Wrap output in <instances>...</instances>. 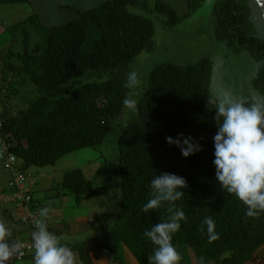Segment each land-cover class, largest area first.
<instances>
[{
  "label": "trees",
  "instance_id": "1",
  "mask_svg": "<svg viewBox=\"0 0 264 264\" xmlns=\"http://www.w3.org/2000/svg\"><path fill=\"white\" fill-rule=\"evenodd\" d=\"M188 1L191 11L200 5V0L197 5ZM161 2L156 9L174 26L177 14ZM138 4L137 0H108L66 24L42 27L37 45L30 47L27 40L21 51H10L8 58L13 59L4 63L0 80V146L8 148L6 156H13L15 162L9 169L6 160L0 159V173L8 177L6 187L0 185V197L18 191L10 186L14 176L26 177L30 180L26 185L32 189L28 173L33 167L54 166L74 152L104 145L128 109L124 99L131 97L137 106L130 109L117 136L122 199L113 215L108 243H97L98 253H109L111 264H126L114 247L122 242L138 264H148L155 246L143 233L166 221L171 213L168 202L149 213L142 208L151 197V180L171 173L187 182L185 195L174 202L186 217L172 235L177 252L186 255L190 251L198 264H246L264 246V212L245 216V205L222 189L215 178L213 136L217 124L214 105L208 103L213 95L212 65L208 61L186 67L159 65L133 93L134 86H125L132 65L155 44L151 20L130 9ZM251 13L243 0H217L212 12L219 40L239 52L248 51L262 63L253 86L264 98V41L251 32ZM180 134L193 137L203 150L183 158L179 148L166 143V137L175 139ZM58 189L73 194L79 202L109 193L106 187H95L81 169L66 173ZM27 192L32 195L33 208L51 209L50 204L34 197V191ZM9 205H0L6 207L3 213H8ZM49 217L45 222L53 233ZM205 217L215 221L219 234L211 243L206 226L202 229ZM0 220L10 223L1 215ZM17 226L12 236L26 231L32 234L22 221ZM26 237L11 243L31 239V235ZM27 259L34 264L33 256L23 261ZM14 260L11 257L7 262Z\"/></svg>",
  "mask_w": 264,
  "mask_h": 264
},
{
  "label": "rangeland",
  "instance_id": "2",
  "mask_svg": "<svg viewBox=\"0 0 264 264\" xmlns=\"http://www.w3.org/2000/svg\"><path fill=\"white\" fill-rule=\"evenodd\" d=\"M3 1L6 2V0ZM137 1L140 4L131 6L130 9L134 14L151 20L155 29V44L152 51L142 53L132 65L130 72H135L137 75V83L134 88H131L133 93L138 92L139 84L143 86L153 69L159 65L174 64L186 67L208 61L212 65V94L216 89H226L237 98L251 100L253 95L260 97L254 89L253 81L258 75L262 63L256 62L248 51L239 52L231 44L219 40L217 21L212 14L217 0H200V5L194 11H191L188 0H160L161 3L171 7L177 14L178 21L174 26H169L167 23L169 20L164 16V13L156 9L159 0ZM193 1V4L197 5L199 0ZM243 1L252 10L250 14L252 34L264 41V14L260 10L259 2L257 0ZM143 2L146 3L144 7L141 5ZM33 10L34 7L31 3L22 5L7 2L5 6L2 4L0 7V22L2 24L6 23V16L11 13L8 18L11 21L9 23L13 24H8L12 27L10 33L15 40L12 48L14 52L21 51L27 40L30 47L41 41L39 31L47 25L33 22V18H36L32 14ZM15 14H18V20L13 18ZM21 17L23 19L28 18L23 22ZM71 19V16L64 17L67 23L74 20ZM55 21L59 22L58 18H55L52 24H56ZM0 30H4V26L1 25ZM26 35L28 37H25ZM9 54L0 56L3 58L1 59L3 65L9 59ZM11 59L13 58L10 57L9 60ZM19 100L17 103L21 105L22 101ZM126 110L120 119V124L115 128L114 134H111L100 148L79 150L65 156L54 166L33 167L28 173L29 177L32 178L33 187L29 189L26 186V190L34 191L33 194L36 199L51 205L50 226L60 224L57 225L60 233H55V235L61 237V243L69 247L74 253V264H103L102 260L104 259L101 258H106L109 254L106 252L98 253V246L96 245L97 243L107 245V234L114 222L113 215L118 211L122 199L117 136L120 134V130L124 128L122 123H125L130 117V109ZM1 112L3 111L0 108ZM75 169H81L95 187L108 188L109 193L96 198L83 199L79 202L73 194L64 190L60 191L58 186L63 176ZM29 181L26 178V182L29 183ZM4 183L5 180L1 179L0 185ZM5 208L0 207V215L10 222L6 223L10 233L7 240L10 243L14 238L17 239L20 236L15 234L13 237L12 229L19 227L17 225L22 220L23 211L17 209L15 204L8 206L10 209L8 213H3ZM25 238L27 237H21V239ZM114 247L123 262L138 264L122 242L116 243ZM189 252L186 251V255H180L179 264H198L196 258ZM29 259L23 262L14 260L6 264H33Z\"/></svg>",
  "mask_w": 264,
  "mask_h": 264
},
{
  "label": "clouds",
  "instance_id": "3",
  "mask_svg": "<svg viewBox=\"0 0 264 264\" xmlns=\"http://www.w3.org/2000/svg\"><path fill=\"white\" fill-rule=\"evenodd\" d=\"M136 83V73L130 72L125 86L133 87ZM123 103L128 109L137 106V100L131 97H126ZM208 103L214 105L217 124V132L213 136L215 178L222 189L245 205V216L256 217L264 212V98L253 95L251 100H246L235 97L226 89H216ZM166 143L179 148L185 159L203 150L193 137L183 134L175 139L166 137ZM186 187L183 177L171 173L156 175L150 182L151 197L142 211L149 213L168 202L171 214L166 221L156 223L143 233L155 246L148 256V264H179L181 260L171 241L172 235L181 227L180 222L186 220L184 211L174 205L185 195L183 190ZM50 210V207L39 209V216L43 219L37 222L36 230L31 234L33 262L74 264L72 250L61 243V237L48 230L45 221ZM203 226H206L209 243L219 239L211 217L204 218L202 229ZM9 235L6 222L0 220V264H6L22 247L19 242L9 243Z\"/></svg>",
  "mask_w": 264,
  "mask_h": 264
},
{
  "label": "crops",
  "instance_id": "4",
  "mask_svg": "<svg viewBox=\"0 0 264 264\" xmlns=\"http://www.w3.org/2000/svg\"><path fill=\"white\" fill-rule=\"evenodd\" d=\"M106 1H108V0H20V2H15V3H19L22 5H24L26 3H31L34 7L32 14L36 17L38 22L40 21L41 24H43V25L46 24L47 27H51L54 25H62V23H64V24L67 23L64 20L65 16H67V17L71 16L72 19H76L79 16V14L85 13V12L93 10L95 8H98L102 4H104ZM2 4H4V6H5V4H7V2L0 0V7H2ZM10 15H11V13H9V15L6 16V23L5 24H2L0 22V28H1V25L4 26V30H0V56H6L7 53H10V51L13 48V44L15 42L14 37L12 36V33H10V31H11L10 28H12V27H10V25L13 24V23L10 24L11 21L8 18ZM17 16H18V14H15L13 16V18H15V20H18ZM0 18H1V15H0ZM27 18H25V19L22 18V21L23 22L26 21ZM55 18H58L59 22L55 21L56 24H54V23L52 24V22ZM19 25H20V23H19ZM4 53H6V54H4ZM1 59H3V58L0 57V80L2 78V73H3V68H4V65H3V62ZM0 174L3 175V173H0ZM2 175L0 176V180L4 179L5 183L1 184V185L3 187H6L5 184L8 180V177H3ZM50 221L51 220H49V224H51ZM57 225H60V224H57ZM57 225H54V224L51 225V229L53 230L54 234L60 233V231H58L60 229H59V227H57ZM28 235H31V233L26 231L25 235H20L19 238L25 237ZM14 240H15V238L12 241H14ZM101 259H104V260H102L103 264H111V260L110 259L108 260L107 257L101 258ZM246 264H264V246L261 249H259L255 253L254 257L250 261H248Z\"/></svg>",
  "mask_w": 264,
  "mask_h": 264
},
{
  "label": "built area",
  "instance_id": "5",
  "mask_svg": "<svg viewBox=\"0 0 264 264\" xmlns=\"http://www.w3.org/2000/svg\"><path fill=\"white\" fill-rule=\"evenodd\" d=\"M1 127V124H0ZM7 147L0 149V159L6 160V167L12 169L15 159L13 156L9 158L6 156ZM15 177V178H14ZM10 182L11 187H17L18 191L13 195H8L7 198L0 197V205L3 204H15L17 209H22L23 217L22 224L29 230L35 231L37 222L41 221L43 218L39 216V209L32 207V198L26 190V177L23 175L14 176ZM22 247L17 249L12 258L18 261H23L28 257L34 256V249L32 247V239L19 242Z\"/></svg>",
  "mask_w": 264,
  "mask_h": 264
},
{
  "label": "water",
  "instance_id": "6",
  "mask_svg": "<svg viewBox=\"0 0 264 264\" xmlns=\"http://www.w3.org/2000/svg\"><path fill=\"white\" fill-rule=\"evenodd\" d=\"M259 2L260 10L264 14V0H257Z\"/></svg>",
  "mask_w": 264,
  "mask_h": 264
},
{
  "label": "bare ground",
  "instance_id": "7",
  "mask_svg": "<svg viewBox=\"0 0 264 264\" xmlns=\"http://www.w3.org/2000/svg\"><path fill=\"white\" fill-rule=\"evenodd\" d=\"M1 124V123H0ZM1 128V127H0ZM4 148V146H0V149L2 150Z\"/></svg>",
  "mask_w": 264,
  "mask_h": 264
}]
</instances>
